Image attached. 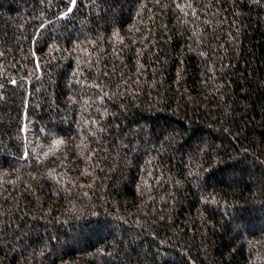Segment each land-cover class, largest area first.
I'll return each instance as SVG.
<instances>
[{
	"label": "trees",
	"instance_id": "1",
	"mask_svg": "<svg viewBox=\"0 0 264 264\" xmlns=\"http://www.w3.org/2000/svg\"><path fill=\"white\" fill-rule=\"evenodd\" d=\"M0 264H264V0H0Z\"/></svg>",
	"mask_w": 264,
	"mask_h": 264
},
{
	"label": "snow or ice",
	"instance_id": "2",
	"mask_svg": "<svg viewBox=\"0 0 264 264\" xmlns=\"http://www.w3.org/2000/svg\"><path fill=\"white\" fill-rule=\"evenodd\" d=\"M75 2H76V0H70V3H72V4H75ZM71 11H72V8H69L68 12H71ZM60 143H62V141H57L55 146H58Z\"/></svg>",
	"mask_w": 264,
	"mask_h": 264
}]
</instances>
